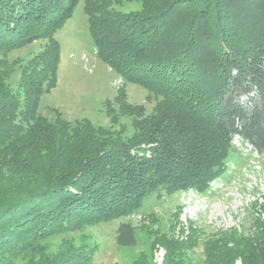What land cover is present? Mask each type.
<instances>
[{
    "label": "trees",
    "instance_id": "16d2710c",
    "mask_svg": "<svg viewBox=\"0 0 264 264\" xmlns=\"http://www.w3.org/2000/svg\"><path fill=\"white\" fill-rule=\"evenodd\" d=\"M81 1L0 0V264H92L97 244L69 237L116 219L117 243L134 247L125 219L150 196L207 192L238 137L264 153V0H126L141 4L129 12L83 0L96 53L123 81L105 102L110 127L39 109L58 84L55 35ZM128 84L154 98L150 113L128 102ZM187 230L150 232L161 264H193L197 247L202 264H264L262 217L251 234ZM135 264L156 263L143 252Z\"/></svg>",
    "mask_w": 264,
    "mask_h": 264
},
{
    "label": "rangeland",
    "instance_id": "374dc122",
    "mask_svg": "<svg viewBox=\"0 0 264 264\" xmlns=\"http://www.w3.org/2000/svg\"><path fill=\"white\" fill-rule=\"evenodd\" d=\"M115 7L129 12L139 10L141 4L124 0ZM55 37L61 46L58 84L42 96L41 113L53 120L52 109L56 108L72 123L88 119L96 126L110 127L112 123L105 102L111 100L113 103L123 81L96 53L83 0ZM42 47V40L34 42L14 51L11 59H27ZM126 88L128 102L143 104L150 113L155 104L150 93L134 84H128ZM120 123L126 127L127 134H132L129 118L121 117ZM233 147L226 173L214 181L207 192L191 190L163 197L154 194L145 201L141 213L125 219L131 220L136 227V246L124 247L117 243V229L123 219L90 226L69 238L97 244L92 264H135L143 252L148 253L154 263L161 264L165 251L162 247L151 251V231L179 236L181 227L188 232L187 228L193 222L206 234L232 229L251 234L256 218L264 219V153H258L239 137L234 140ZM60 241L59 237L53 241L54 249ZM194 257L193 264H202V247L195 249ZM235 264L242 262L238 260Z\"/></svg>",
    "mask_w": 264,
    "mask_h": 264
}]
</instances>
